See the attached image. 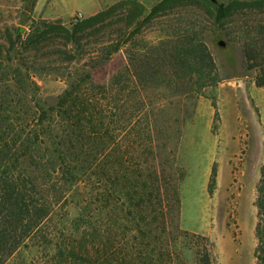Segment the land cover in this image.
Instances as JSON below:
<instances>
[{
    "label": "trees",
    "instance_id": "trees-1",
    "mask_svg": "<svg viewBox=\"0 0 264 264\" xmlns=\"http://www.w3.org/2000/svg\"><path fill=\"white\" fill-rule=\"evenodd\" d=\"M193 2L161 0L139 19L140 4L119 0L70 27L60 19H31L24 34L22 28L15 33L5 29V50H0V264L28 242L42 247V264H180L189 248L181 242L184 232L178 224L181 172L172 168L178 154L159 138L155 117L162 106L147 100V90L159 84L167 88L166 97L198 96L206 85L204 68H214L213 59L202 42L188 40L184 32L147 52L129 54L107 82H94L92 70L144 22ZM263 2L207 4L219 22L230 11ZM114 15L120 39L92 41ZM56 39L63 42L58 63L66 70L76 66L55 103L47 104L35 94L30 70L39 52ZM93 43L98 48L88 50ZM210 74L207 83L215 84ZM136 135L140 148L129 150ZM254 191L253 258L264 264V165ZM198 238L207 260L205 238Z\"/></svg>",
    "mask_w": 264,
    "mask_h": 264
},
{
    "label": "rangeland",
    "instance_id": "rangeland-1",
    "mask_svg": "<svg viewBox=\"0 0 264 264\" xmlns=\"http://www.w3.org/2000/svg\"><path fill=\"white\" fill-rule=\"evenodd\" d=\"M64 1L57 2L61 9L68 8L67 0ZM133 1L143 8L141 19L161 0ZM207 1L211 2L195 0L190 6L173 7L144 22L105 64L92 70V78L96 83L107 82L125 65L129 54L147 52L148 47L163 40H175L180 33L188 32L184 33L187 39L202 42L214 68H204L206 85L198 96L166 97L167 88L159 84L148 85L147 90V100L162 106L155 117L159 138L178 154V161L172 165L181 172L178 224L184 232L181 242L189 248L180 264H255L254 186L264 165V81L258 85V81L264 80V2L238 9L236 13L230 11L216 22ZM216 1L226 5L233 0ZM35 2L0 0L2 52L5 29L15 33L22 28L24 34L31 19L46 20L34 10ZM112 4H105L102 9ZM116 19L117 15L112 16L107 26L90 39L94 42L118 39L120 24ZM61 21L68 27L77 22L72 17ZM132 29L129 26L126 34ZM219 40L225 46H220ZM95 46L91 44L88 50L98 48ZM60 50L62 41L49 42L46 50L35 57L30 70L35 94L38 92L37 97L47 104L55 103L76 66L62 68L58 63ZM248 53L252 60H248ZM208 73L218 80L215 84L207 83ZM124 137L128 138V134ZM137 138L138 135L134 136L136 145L129 150H139ZM198 236H204V248H209L208 263L200 250L203 245ZM28 243L2 264H42V247Z\"/></svg>",
    "mask_w": 264,
    "mask_h": 264
},
{
    "label": "crops",
    "instance_id": "crops-1",
    "mask_svg": "<svg viewBox=\"0 0 264 264\" xmlns=\"http://www.w3.org/2000/svg\"><path fill=\"white\" fill-rule=\"evenodd\" d=\"M58 1L36 0L34 10L42 19L69 20L70 17H73L74 12H81L83 17H88L100 11L105 4L114 3L119 0H67L68 8L66 7V9H61L57 5ZM71 4L73 5L69 8Z\"/></svg>",
    "mask_w": 264,
    "mask_h": 264
},
{
    "label": "built area",
    "instance_id": "built-area-1",
    "mask_svg": "<svg viewBox=\"0 0 264 264\" xmlns=\"http://www.w3.org/2000/svg\"><path fill=\"white\" fill-rule=\"evenodd\" d=\"M83 17L82 13L81 12H76L73 17H72V20L73 21H78V20H81Z\"/></svg>",
    "mask_w": 264,
    "mask_h": 264
},
{
    "label": "water",
    "instance_id": "water-1",
    "mask_svg": "<svg viewBox=\"0 0 264 264\" xmlns=\"http://www.w3.org/2000/svg\"><path fill=\"white\" fill-rule=\"evenodd\" d=\"M211 2H213V3H216L217 1L216 0H210ZM218 44L220 45V46H225V42L223 41V40H219L218 41Z\"/></svg>",
    "mask_w": 264,
    "mask_h": 264
}]
</instances>
